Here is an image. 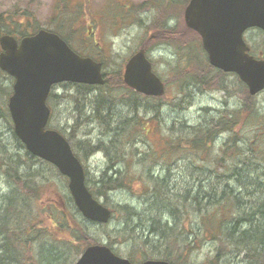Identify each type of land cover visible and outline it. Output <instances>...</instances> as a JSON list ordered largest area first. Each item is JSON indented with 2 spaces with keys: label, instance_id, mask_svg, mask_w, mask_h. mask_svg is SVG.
Segmentation results:
<instances>
[{
  "label": "rangeland",
  "instance_id": "rangeland-1",
  "mask_svg": "<svg viewBox=\"0 0 264 264\" xmlns=\"http://www.w3.org/2000/svg\"><path fill=\"white\" fill-rule=\"evenodd\" d=\"M169 2V8L164 11V5ZM19 11L29 12L32 18V23L28 30L35 26L56 28L63 34L69 33V40L73 46H77L84 53L92 54L97 59L102 61L104 72H112L119 70L120 76L123 70V65L126 59L138 47L145 43L146 54L151 61L152 69L162 79L165 92L162 96L149 99L140 98L138 114L143 116V124L138 126L134 120L130 119L131 115L122 101L128 98V89L126 86L108 87V93L114 96V103L109 109L111 114L105 123L96 118L97 114H103L104 107L97 106L96 112H91L94 105H89L84 102L79 90L72 84L58 83L52 88V108L49 116L48 125L61 129L69 138L70 142L77 149V155L84 165L86 175L90 180L95 182V179L105 168L110 164L111 160L106 155V152L101 147L109 146L111 141L105 134L106 129L115 124L114 119H117V124L120 120L123 122L122 133L120 139L125 147H138L141 152L147 150L150 145L151 156L158 160L161 155L164 157L165 150L169 153L168 141L174 136L173 128L170 129L172 122L184 121L186 123H195L202 117L207 119V116L217 114L219 110L225 109L230 111L234 109L239 112L237 115L238 123L235 124L232 143L233 150L228 151V156H223L221 152V139H230L231 130L218 135V139L211 144L212 154H221L220 158L215 161L211 160L208 165H212V171L201 170L199 172L200 188L196 190L209 191L211 187H215L216 192L220 191V181L217 182L215 174L218 173L221 166L237 165L244 156H249L251 160L256 161L257 178L253 181H261L264 179V89L257 94L250 96L246 100L245 86L240 82L237 76L233 73H227L225 79L220 83H209L206 85H197L191 87L193 81L181 80L180 74L184 73V60L189 58L192 61L199 59L204 52L201 51L200 38L191 30H185L183 23L182 10L180 11L179 4L176 0H0V14L4 16V22L8 26H13L11 15ZM22 18L23 17H19ZM176 28L180 33L175 39H167L164 37L167 29ZM245 40L251 45V51L258 55L264 54V32L257 28H250L245 31ZM189 44V47H187ZM176 49H179L181 54H185L180 60H177ZM187 55V56H186ZM205 57V56H204ZM1 73V72H0ZM180 82L186 84L180 85ZM0 84L2 87H7L9 84L4 75L0 74ZM121 85V84H118ZM106 88L96 87L87 94L90 98L93 93L104 92ZM0 89V140L8 142L9 148L13 151V155H21L16 142L8 135V128L5 117L2 115V107L4 93ZM73 96L77 100H73ZM248 102L249 108L244 109V102ZM77 102V103H76ZM76 103V104H75ZM75 105L78 108H75ZM79 109L81 113H79ZM152 116V117H150ZM141 127V128H139ZM113 139V138H112ZM111 139V140H112ZM99 144L100 147L92 152H86L92 146ZM107 150L108 154L112 155L117 152V146L122 145L117 141V136ZM86 146V147H85ZM123 146V145H122ZM6 148L7 145L5 146ZM9 149V150H10ZM140 153L127 159V165L120 164L121 174L126 173L131 175V180L128 186L107 190L104 197L107 200V205L112 209V216L105 226L89 223V229L83 227L85 233H91L98 238V242L108 243L111 239V246L114 252L120 256L127 257L130 254L133 258L139 256L140 252H148L154 238L149 234L150 220L155 217L150 213L154 205L162 206V203L157 202L149 205L143 202L144 191L148 189V185L152 186L155 192H159L161 183V192L175 196L178 188L189 185L191 190V176L185 167L189 168L194 161H189L185 164L186 159H182L184 154L170 155L161 161L164 166L161 169L160 165L153 163L149 165V161L137 162ZM251 153V154H250ZM23 158V156H21ZM20 156L18 160H21ZM213 159V156H212ZM201 160L199 159V162ZM38 164V162L36 163ZM115 168L117 169V159H115ZM149 168V169H148ZM52 177L49 178L53 190H45L43 196L54 197L64 200V184L66 185L65 177L54 174L49 168H44ZM149 172L152 176H149ZM107 174L113 175V171L106 170ZM241 173L247 177L245 188L239 192L238 201H232L229 198L223 199V204H226L225 213L222 214V226L226 227L235 225L239 230L245 226L240 225L238 219L242 216H249L248 209L244 210L245 214L239 218L233 215L237 212L238 206L242 210L246 207L245 202H249L252 197L258 196L260 199V187H254L249 183L250 171L241 168ZM117 175V172H116ZM166 176V181L159 178ZM152 178V179H151ZM155 178V179H153ZM229 179V186L234 189L238 187V183ZM219 180V179H218ZM11 178H4L2 169L0 168V201L5 194V200L8 195L14 190L20 202L22 216L24 215L23 200L20 194L17 193V185L11 184ZM18 184V183H17ZM19 185V184H18ZM96 189V188H95ZM209 189V190H208ZM195 190V191H196ZM219 191L215 193L219 197ZM23 194L25 190L23 189ZM159 192V193H161ZM192 192V191H191ZM198 192V191H196ZM199 193V192H198ZM19 194V195H18ZM231 196V195H230ZM229 196V197H230ZM198 195H195L197 199ZM199 202L201 206L207 204V198L200 194ZM221 203V201H220ZM127 205V209L121 208ZM35 205V203H34ZM183 204L178 208H169L165 212L166 215L174 217L171 222L172 226L184 225L188 219L187 216H182L190 208L183 207ZM9 209L6 201L0 202V212ZM38 205L36 204V208ZM202 213H207V209L202 207ZM219 209V206H215ZM128 215H126L127 213ZM134 212V213H133ZM233 212V213H232ZM259 214L260 212L257 211ZM208 213H213L210 216L212 223L216 224V212L209 210ZM20 214V213H19ZM44 216L46 213H43ZM164 215V214H162ZM161 215V216H162ZM261 215V214H260ZM21 216V214H20ZM197 214H191V219L197 220ZM219 221V219H218ZM44 225H49V221L44 219ZM137 226L136 229V225ZM246 228L247 223H244ZM143 225V229H140ZM213 225V224H212ZM202 230V225H198ZM115 229L117 235L114 237ZM113 230V232H111ZM107 232H110L109 234ZM140 234V236H138ZM147 238L143 246L139 245V241ZM182 243V242H181ZM75 244V243H73ZM204 242L200 247H194L188 255V260L182 264H212L208 261L214 254V250L218 245L226 246L221 248V251L228 253L223 259H217L214 264H263L264 261V246L253 245V248H245L247 256L231 254L235 248L221 236L217 235L212 242ZM184 245V243H182ZM175 246H170L166 241L165 249L169 251L175 250V254L182 252ZM231 251V252H229ZM258 260L253 257L258 254ZM182 255V259L184 258ZM241 257V258H240ZM261 257V258H260ZM66 261L70 257L65 258ZM72 261V259L70 260Z\"/></svg>",
  "mask_w": 264,
  "mask_h": 264
},
{
  "label": "trees",
  "instance_id": "trees-1",
  "mask_svg": "<svg viewBox=\"0 0 264 264\" xmlns=\"http://www.w3.org/2000/svg\"><path fill=\"white\" fill-rule=\"evenodd\" d=\"M176 1L179 5H184L187 2V0ZM169 6L170 3L167 2L164 5L163 10L166 11ZM19 17H23V19ZM4 19V17H1L0 26L2 30L13 35H25L33 32L38 27L35 26L33 29H27L32 23V18L30 13L25 11H19L16 14L13 13L11 15L13 26H8L4 22ZM51 29L55 30L60 35L62 34L67 42L70 41L68 36L69 33L63 34L59 29ZM185 30L190 29L185 27ZM165 33L164 37L167 39H175L180 32L172 27V29H167ZM187 47H189V44H187ZM201 51L203 52L202 48ZM176 54L177 60H180L181 57L185 55L181 54L179 49H176ZM204 56L202 55L195 61H192L189 58L184 60V73L180 74L181 80L185 79L190 82L193 81L189 84L191 87H196L198 84L204 86L214 82L220 83L222 86V81L225 79L227 73L211 66ZM118 71L119 70L105 72V84L103 85V88H106V90L101 93L95 92L90 98L87 97V94L92 90H95L96 87L94 85L67 83L72 84L80 91L79 97L82 95L84 102H88L89 105H94L91 112H96L97 106L105 108L103 114L98 113L96 116V118L101 121L100 123H105L107 121L108 116L111 114L109 109L114 103V96H111V94L108 93V91H110L108 87L122 86L120 72ZM0 72V74L4 75V79L9 81V84L6 85L7 87H2L0 84V89L6 91L4 93L5 97L3 104L5 102V105L2 107V115L5 117L4 119L7 124L8 135L16 142L17 149L20 150L21 153V155L16 154L17 156H14L13 151H11L12 148H9V143L0 140V168L2 169L4 178H11V184L13 186H15V184L17 185L16 192L19 194L21 192L24 207V215L22 216L20 202L18 198L16 199V196L13 198V195L15 194L14 190L10 195L7 194V200H5V194L1 198L0 202H2V205L3 202L6 201V205H9V209L6 210L5 207V211L0 212V264H72L81 250L88 244L98 242V238L89 232H84L83 227L89 229V223L91 222L85 220L75 208L65 184L63 201H58L60 199L54 197L43 196L45 190H53L51 186L53 182L49 179L52 177V174L44 168H49L58 176H60V174L51 164L30 154L13 134L11 121L6 108V98L11 90V78L3 71L0 70ZM180 85L184 86L186 84L180 82ZM127 95V99H124V95L122 96V101L126 105L127 111L131 114L129 118L134 120L135 123L140 126L143 124L145 118L138 114L137 109L140 108L139 99L149 97H143L131 91H128ZM51 96H53V93L50 94L48 99L49 104L52 106ZM246 96V100L251 98L247 93ZM73 100L78 101L79 99H76V97L73 96ZM243 104L245 105V110H250L247 101ZM75 108L77 109L78 106L75 105ZM79 113H81L80 109ZM238 114L239 112H235L234 109L230 111L221 109L217 114L207 116V119L202 117L195 123H186L184 121H178L177 123L172 122L169 128H173L174 136H172L167 142L169 145V153L165 150L164 157L161 155L158 160H155L151 156L150 145H148L147 150L143 152H141V149H138V147L131 148L124 146L123 142L119 140L120 134L122 133V126L124 125L122 120L117 124V119H114L115 124L106 129L104 135L109 138L108 141H111V144L109 146L101 147V149L106 152V155L111 162L105 170L97 176L95 182L86 177V184L89 190L94 196L100 197L102 202L106 205L107 200L104 197V194L107 190L118 189L129 185L131 175L126 173V168L124 169L125 174H121L120 164L126 166L127 159L134 156L136 153L141 152V156H137V162L139 160L143 162L149 161V165L157 163L160 165L161 169L164 168V166L161 165V161L166 157V154H184L182 159H186L185 164L189 161L195 160V163L189 166V168L185 167V170H187L191 176L192 182L190 192L188 185L185 186L183 190L181 189L182 187H179L175 196L170 194L166 195V193L161 192V183L157 184V187H160L159 192L161 193L155 192L151 185H148V189L144 191L143 202L148 203V207L157 202L162 203L164 207L154 206L149 209L150 213L153 212L151 214H154L155 216L153 217V220H150L149 234L153 236V241H157L155 243L153 242L152 245H149L150 250L148 252H140L139 256L136 258H133L128 254L127 257L132 262H138L147 257H157L167 259L172 264H182L188 260V255L192 252L194 247H200L204 242H211L212 244L217 235L221 236L230 244V246L232 245L235 248V251H229L234 255H239L241 253L242 256L245 255V257H248L247 252L244 250L246 247L254 249L253 245L259 244V246H264V212H261V216L257 212L264 210V179L253 183L257 178L256 174L253 175L252 172L256 171L255 169L257 168L255 160H251L247 155L240 159L239 166H221L218 173L215 174L217 182L220 181V183H218V185H220V191L218 190L219 197L215 196V193L218 191L216 192L214 186L209 188L210 190L208 189L209 191L206 192L200 191L199 189L196 190L197 188H200L201 180L198 177L199 172L201 170L212 171V165H208L207 163L211 160L217 161L221 156V154H212L211 150V144L218 139L217 136L231 130L230 139H221V143L223 144L221 152L223 156H228V151L233 150L234 144L232 143V139L235 131L234 126L238 123ZM116 136L117 141L123 146L118 145L117 152L110 155L107 150L110 146H113L112 142ZM67 139L69 138L67 137ZM6 145L8 148L5 147ZM71 145L74 151L77 152L74 145L72 143ZM99 147L100 145L96 144L86 152H92ZM19 156L20 158L23 156V158L18 160ZM115 159H117V169L114 166ZM199 159L201 160L200 162ZM37 162L38 164H36ZM241 168L250 171V174H248L250 176V185L260 187V199L258 196H254L255 193H252L249 202H245L246 207L242 210V214L239 206L235 214L232 212L233 215L239 218L241 215L245 214L244 210H251L248 214L249 216H246V218H252L250 221L252 227L239 230L234 224H232V226H222L221 219H223L222 214L225 213L227 207L226 204H223L222 200L226 198L231 200L232 197V201L237 202L240 198L239 192L242 188H245V185L247 184V177L244 173H241ZM106 170L113 171V175L107 174ZM149 176H152L150 172ZM231 178H234L233 181L238 183L237 189L229 186L228 181ZM159 179L164 182L166 181V176L160 177ZM23 189L25 190L24 194L22 192ZM196 194L198 195L197 199L195 198ZM200 194L207 198V204H204V206H201V202H199ZM36 204L38 205L37 208ZM181 204H183L181 208H190L187 212L182 214V216H187L188 221L184 225L172 226L171 222H173L175 218L166 215L165 212L169 210V208H178ZM123 205L124 206L121 208H128L126 204ZM215 206H219V209H215ZM202 207L207 209V213L201 212L203 209ZM209 210H214L216 212L215 218L219 219V221L217 219L216 224L212 223L210 220V216L213 213H208ZM43 213H46V215L44 216ZM193 213L197 214V220L192 221L191 214ZM126 215H128V213ZM44 219L49 221V225H44ZM138 225L139 224L136 225V229ZM198 225H202L203 229L200 230ZM142 226L143 225H141L140 229H143ZM111 232H113V230H111ZM107 233L109 234L110 232ZM116 235L117 230L115 229L114 237ZM138 236H140V234ZM147 241H149L147 238L142 241L140 240L139 245L143 246ZM166 241L169 242L170 246H175L182 252L175 254V250L169 251L165 249ZM111 242L112 240L110 239L108 244L110 245ZM181 242L184 243V245H182ZM226 246H222L221 244L218 245L214 250V254L208 259V261L214 264L217 263V259L224 260V257L228 253L221 251V248L224 247L225 249ZM183 254L185 256L182 259ZM68 256L72 261L65 260ZM258 256H260L259 253L253 255L256 261H260L258 260Z\"/></svg>",
  "mask_w": 264,
  "mask_h": 264
},
{
  "label": "water",
  "instance_id": "water-1",
  "mask_svg": "<svg viewBox=\"0 0 264 264\" xmlns=\"http://www.w3.org/2000/svg\"><path fill=\"white\" fill-rule=\"evenodd\" d=\"M185 24L201 38L208 62L235 72L254 94L264 87V58L248 53L242 32L249 26L264 30V0H189L183 10ZM0 68L13 76L7 107L15 135L33 155L53 165L68 177L67 187L81 214L104 223L110 209L94 198L84 182V171L68 141L57 130L46 127L49 107L46 97L59 81L101 84V63L75 53L56 33L39 29L17 40L0 34ZM126 85L147 95H160L164 87L151 70L143 48L125 62L122 73ZM73 264H134L116 255L106 244H89ZM137 264H170L147 258Z\"/></svg>",
  "mask_w": 264,
  "mask_h": 264
},
{
  "label": "flooded vegetation",
  "instance_id": "flooded-vegetation-1",
  "mask_svg": "<svg viewBox=\"0 0 264 264\" xmlns=\"http://www.w3.org/2000/svg\"><path fill=\"white\" fill-rule=\"evenodd\" d=\"M261 212H264V210L263 211H260V214H261ZM261 216V215H260ZM252 220V218L250 219V218H246V217H243L241 220H239L238 222H240V221H242L241 223H240V225H242V226H245L244 228L246 229V225L244 224V223H247L248 224V228H251L252 226V224L250 223V221ZM263 226H264V224H263Z\"/></svg>",
  "mask_w": 264,
  "mask_h": 264
},
{
  "label": "bare ground",
  "instance_id": "bare-ground-1",
  "mask_svg": "<svg viewBox=\"0 0 264 264\" xmlns=\"http://www.w3.org/2000/svg\"><path fill=\"white\" fill-rule=\"evenodd\" d=\"M147 97H148V96H147ZM149 98L153 99V98H155V95H151V96H149ZM6 100H7V98H6ZM154 206H156V205H154ZM154 206H153V207H154ZM157 206H158V205H157ZM157 206H156V207H157Z\"/></svg>",
  "mask_w": 264,
  "mask_h": 264
}]
</instances>
